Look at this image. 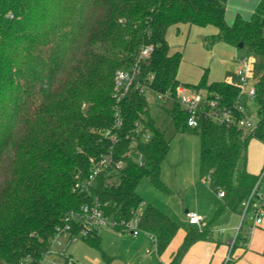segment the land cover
Here are the masks:
<instances>
[{
    "label": "trees",
    "instance_id": "16d2710c",
    "mask_svg": "<svg viewBox=\"0 0 264 264\" xmlns=\"http://www.w3.org/2000/svg\"><path fill=\"white\" fill-rule=\"evenodd\" d=\"M226 7L227 0H0V264H41L66 217L94 198L116 218L138 213L141 228L157 237V255L163 254L180 224L145 205L137 191L145 177L170 191L161 179L170 142L154 124L147 92L175 96L183 84L206 90L237 120L247 114V106L238 109V85L211 80L207 67L197 83L181 82L184 53L171 51L168 40L171 26L179 32L182 25H213L217 32L205 37L206 49L224 42L253 59L264 58V0L250 18L237 14L231 24ZM148 47L149 55L141 57ZM136 63L138 78L121 94L116 75ZM254 84L258 122L253 128L205 114L197 126L200 172L240 216L258 178L248 169L247 153L252 139L264 141V71ZM144 86L147 92L141 91ZM172 101L167 112L177 128L190 127L189 114ZM116 114L123 124L113 144L104 132L115 128ZM111 147L114 163L100 172L90 195L78 192L75 184L90 174L91 158ZM247 219L230 247L245 242L241 231ZM190 225L169 264H180L195 242L212 238L209 227ZM84 239L98 247L101 235L94 231Z\"/></svg>",
    "mask_w": 264,
    "mask_h": 264
},
{
    "label": "rangeland",
    "instance_id": "374dc122",
    "mask_svg": "<svg viewBox=\"0 0 264 264\" xmlns=\"http://www.w3.org/2000/svg\"><path fill=\"white\" fill-rule=\"evenodd\" d=\"M208 27H213V25L202 28L201 32L209 30ZM193 30L187 41L183 38L176 40L184 47V60L179 72L180 78L197 83L201 78L202 68L207 67L210 75L214 78H222L225 74L238 84L237 60L249 53L237 50L224 42L217 43L212 49H206L200 33ZM172 46L179 45H176L173 40ZM254 59L252 83L264 71V58L254 57ZM202 91L204 96L208 93L206 90ZM147 96L150 100V114L154 124L163 131L166 139L170 142V151L161 165V179L170 191L164 192L156 188L147 177L143 178L137 191L143 197L145 205L152 204L160 208L176 220L180 226L189 230L191 225L186 218L185 210L194 208L198 200L202 212L209 220L213 218L216 211L219 210L222 213L221 218L215 222L216 235L226 236L220 233L221 228L226 224L225 218L234 215L233 222L236 224V230H234L233 238H235L237 229L241 225V216L234 214L225 205V199L219 196L218 190L211 186L210 180L207 179L208 176L206 177L200 172V127L178 129L167 112V108L173 106L172 99L156 100L155 93L151 91L147 92ZM241 98L247 103V115L257 123L256 101L247 99L245 94H241ZM263 143V141L254 138L249 144L248 165L254 170L259 168V161L264 155ZM247 224L248 221L243 224L241 231L243 235L247 232ZM99 234L101 241L98 247L83 238L68 243V238L62 235L60 237L63 241L62 245L52 239L51 252L44 259V264H163L157 258V254L154 255L152 248L154 243L151 240L146 242L148 244H142L134 240L136 236L132 233L120 232L110 227L101 228ZM140 237L144 238L146 234L142 233Z\"/></svg>",
    "mask_w": 264,
    "mask_h": 264
},
{
    "label": "built area",
    "instance_id": "2783aa9c",
    "mask_svg": "<svg viewBox=\"0 0 264 264\" xmlns=\"http://www.w3.org/2000/svg\"><path fill=\"white\" fill-rule=\"evenodd\" d=\"M151 47L144 48L141 52V57H146L149 55ZM253 65L254 59L250 55H245L239 58L238 66L236 69V75L239 77V83L237 84L240 88V97L241 94H245L247 99L255 100L256 95V86L255 82H251L253 75ZM139 74V65L138 63L132 65L130 68L120 70L116 75L115 85L117 90L124 94L130 90L131 85L137 80ZM231 83H234L232 79L228 80ZM142 92H147V87L141 89ZM156 100L164 99H177L181 104L182 108L189 114L188 117V126L197 127L200 122V117L205 114L208 117L217 119L222 122H234L237 126H242L246 128H253L256 123L249 117L247 114L240 118L236 119L233 116V112L225 106L219 104L218 99L215 97L208 98L206 95H203V92L193 90L183 84H179L175 91V96L171 91L167 92H158L155 94ZM245 103L240 99V104H238V109L244 111ZM123 124L121 117L116 114V121L114 123L115 128H108L105 130L104 135L108 137L112 143L118 141L119 135L116 131ZM150 134L148 133L145 136V139H149ZM264 142V141H263ZM131 150L126 152V155L129 156ZM92 161V170L90 174L82 180L77 181L75 184V189L83 194L90 195L93 191V187L97 181V176L103 170L108 169L114 163V152L111 147L108 152L101 154L98 158H91ZM138 162L140 165L144 164L143 154L140 153L138 156ZM122 163H118V166H121ZM210 180V177L207 178ZM219 195L222 197L224 195L223 191L219 192ZM243 207L241 210V223L243 220L248 217L252 220V225L249 229L251 232L255 226L260 225L264 220V166L261 171L258 173L257 181L252 189V192L247 200L243 202ZM142 207V205H141ZM187 220L189 224L201 225L205 220V217L196 212V211H187L186 213ZM103 227H110L120 232H130L133 235H138L140 233L147 234L154 242H157V237L155 234L143 230L140 226V217L138 213L133 214L130 218H116L114 215L107 214L104 209V205L98 198H94L91 201L85 202L80 209L72 211L65 219L63 226L58 228L55 236V239L60 245L63 244V241L60 239L62 235L68 238V243L79 238H88L92 235L94 231H100ZM240 226L237 229L239 231ZM230 240V245H233L236 236ZM51 252V247L49 253ZM48 253V254H49ZM46 254V256L48 255ZM45 256V258H46ZM44 258V259H45ZM44 259L41 264H44ZM233 259L230 254L226 256L225 264L228 261Z\"/></svg>",
    "mask_w": 264,
    "mask_h": 264
},
{
    "label": "crops",
    "instance_id": "0c3cea01",
    "mask_svg": "<svg viewBox=\"0 0 264 264\" xmlns=\"http://www.w3.org/2000/svg\"><path fill=\"white\" fill-rule=\"evenodd\" d=\"M259 1L260 0H227V7H226L227 22L229 24L233 23L237 14H241L244 18H247V19L250 18L256 6L258 5ZM202 28H206V27H198V26L188 27V26L182 25L180 28V31L178 32L177 26H171L168 30V40L170 43L171 51H176L178 49H181L183 50V53H184V47L181 46V44H178L176 40L177 39L181 40L183 38V40L185 39V41H187L188 37L194 31L193 29H195L197 32L200 33V36L202 37L203 42L207 35L217 32V28L215 26L208 27L210 28L209 30L201 32ZM173 40L175 44L179 46H172ZM183 60H184V57H183ZM203 68H202V73H203ZM179 79L183 83H192V82H188L187 80H182L180 76H179ZM210 79L211 80H223V79L229 80L232 78L227 77L224 74L222 78L221 77L214 78V76L210 75ZM241 100L247 106L246 101H244L242 98ZM263 146H264V143H263ZM247 165H248V159H247ZM259 165L260 166L259 168H257V170H254V168H250L249 165H248V169L252 173L258 174L264 166V155L261 157L259 161ZM187 209L189 211H196L205 217V220L202 222V224L197 225V227L199 228V230H202L206 226L209 227L212 230V238L198 240L197 242H195L186 252L184 257L180 261V264H222L223 260L229 253H232L233 255V260L231 264H264V220L260 225L255 226L254 229L250 232L249 229L252 225V220L250 219L247 224V227H248L247 232L245 233V235H247L245 242L238 244L232 248L229 245H230V240L233 239L234 230H236V224L233 222L234 215H230L229 217L225 218L226 224L225 226L221 228V231H220V233H223V235H226L225 237H223L221 235H216V229H215V222L219 220L222 216V213L219 210L216 211L213 218L209 220L206 214L202 212L198 200L194 208L192 209L187 208ZM187 232H188V229H186L185 227L181 225L179 231L177 232L176 236L170 243L169 247L163 252V254L159 256L156 255L157 253H156L155 242L147 234H146V237L144 238L140 237L142 233L138 235H134L136 236L134 240L142 244L143 243L148 244L146 242H149V240H151L154 243V245L152 244L154 255H156L157 258L163 262V264H169L172 260L173 255L175 254L179 246L184 241V238ZM151 252L152 251H150V253Z\"/></svg>",
    "mask_w": 264,
    "mask_h": 264
},
{
    "label": "water",
    "instance_id": "95a60500",
    "mask_svg": "<svg viewBox=\"0 0 264 264\" xmlns=\"http://www.w3.org/2000/svg\"><path fill=\"white\" fill-rule=\"evenodd\" d=\"M186 212L188 211V209L185 210Z\"/></svg>",
    "mask_w": 264,
    "mask_h": 264
}]
</instances>
